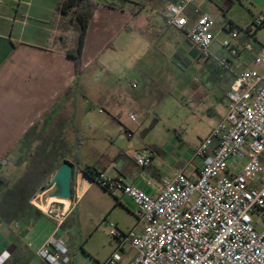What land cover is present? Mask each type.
<instances>
[{
    "label": "crops",
    "instance_id": "1",
    "mask_svg": "<svg viewBox=\"0 0 264 264\" xmlns=\"http://www.w3.org/2000/svg\"><path fill=\"white\" fill-rule=\"evenodd\" d=\"M8 1L0 5V177L14 162L16 172L25 168L27 152L21 142L28 133L37 136L40 126L63 114L66 108L73 109L74 125L76 110L92 102L84 85L90 67L95 66L96 76L105 75L111 82V85L95 82L93 100L99 101L103 111L107 109L113 117L121 114L124 105L135 112L144 111L153 98L149 90L141 88L142 83L157 89L170 84L178 102L209 116L219 114L222 122L228 112L232 82L251 69L253 59L264 48L258 42L257 33L251 35L255 21L253 10L264 9V0H196L195 7L215 21L210 52L214 57L228 60L227 70L219 68L213 60L203 59L187 39L185 30L167 25L168 5L181 0H150L151 13H147V4L142 0H106L98 4L89 22L82 53V75L77 77L75 62L67 54L73 37L70 17L59 9L60 0H21L17 6L16 1ZM186 16L188 29L197 20L194 7L186 10ZM229 28L238 30V38L233 41L238 49L236 57L222 46L223 42L231 40ZM159 44L168 52L164 56L167 64L162 65L168 71H152L160 66L158 55L142 63ZM124 61L126 67L116 71ZM168 76L169 80L162 78ZM128 77L132 79L131 88L137 92H131L128 85L122 83ZM189 99L193 100V106L186 103ZM158 100L153 99L154 105ZM177 134L175 139L153 148L155 156L147 169L139 168L132 159V154L138 150L117 144L107 134L105 137L110 139L112 150L94 149L88 160L81 157L82 150L76 157L72 151L74 160L65 158L63 162L68 161L75 170L91 167L94 180L97 171L102 170L109 177L157 195L162 180L171 178L178 170L182 169L193 179H197L201 171V162L193 155L204 139L191 145ZM127 138L130 139L129 133ZM87 180L88 183H82L84 191L79 198L96 185L89 177ZM57 193V186L49 187L44 192L43 203L55 200ZM114 195L116 204L121 203V197L133 203L127 196ZM31 210L18 222H4L0 218V250L8 255L7 264H44L37 253L56 232V226L38 210ZM73 214L74 210L57 232L69 251L72 236L65 226ZM75 226H80L79 219ZM131 258L126 254L123 264H128Z\"/></svg>",
    "mask_w": 264,
    "mask_h": 264
},
{
    "label": "built area",
    "instance_id": "2",
    "mask_svg": "<svg viewBox=\"0 0 264 264\" xmlns=\"http://www.w3.org/2000/svg\"><path fill=\"white\" fill-rule=\"evenodd\" d=\"M3 2L0 0V5ZM195 4L196 0H181L168 5L167 25L185 30L203 59L229 69L228 60L210 52L214 19ZM189 7H194L197 20L187 29ZM253 25L264 29V15ZM229 30L231 40L222 46L236 57L238 49L233 41L238 38V30ZM253 65L255 69L236 76L228 94L225 119L194 151L193 157L201 162L197 179L180 169L162 180L159 193L152 195L97 171L92 183L109 194L129 197L138 222L128 233L111 230L116 246L103 264H123L127 245L135 251L128 264H264V48L253 59ZM186 103L194 104L192 99ZM130 119L135 121L134 116ZM154 156L155 150L145 147L135 151L132 159L139 168L147 169ZM82 174L74 170L69 206L56 199L43 203L44 192L32 200L33 206L56 226V232L37 253L44 264H71L70 251L57 232L80 196ZM8 262L6 252L0 250V264Z\"/></svg>",
    "mask_w": 264,
    "mask_h": 264
},
{
    "label": "rangeland",
    "instance_id": "3",
    "mask_svg": "<svg viewBox=\"0 0 264 264\" xmlns=\"http://www.w3.org/2000/svg\"><path fill=\"white\" fill-rule=\"evenodd\" d=\"M4 1L5 3L9 2L8 0ZM14 1H16L17 6L21 0ZM92 1L99 4L106 0ZM142 1H144V5L147 4V13H151L148 5L150 0ZM253 14L255 20L259 19L264 15V9L257 8L253 10ZM252 30L251 35L256 32L259 44L264 47V29L256 28L253 25ZM167 54L168 52L164 51L162 44H159L145 59H142L144 61L142 63H148L158 55L161 59L160 66L152 71H168L162 66L167 64L164 57ZM125 64V61L122 62L121 67H118L116 71L125 68ZM255 68V66H251V69ZM96 72L95 66L90 67L86 72L84 85L88 87V97L91 98L92 102H88L86 107H82L83 110H76L73 119L74 125L72 122L73 109L66 108L63 114L54 117L52 121L38 128L37 131L41 135L40 139L33 144V159L25 165L23 171L16 172L17 166L14 162L8 167L6 174L0 177V181L8 179L13 182L12 185L10 184L8 191L0 188L1 217H4L5 208L15 204L16 201H21L23 207H25L26 212L21 214V220L24 219L23 216H28L31 213V209H36L32 204V200L37 194L45 192L49 188L46 185L55 174L48 176L46 174L50 167L51 158L44 155V150L50 146L51 154L52 148H54L57 149L59 154H66V158L70 160H74L72 151L76 157L78 152L82 150L81 157L88 160L92 158L93 154L91 152L94 149H113L110 145V139L105 137L106 134L117 144L127 145L133 150H141L145 147L155 148L156 145L163 146L171 139H175L176 133H181V139L185 143L195 145L205 139L221 122L219 114L209 116L206 113H200L198 110L193 111L188 106L178 102L175 91L169 88L170 84L166 85L164 89H157L153 85L145 87L142 83V89L149 90L153 99H159L157 101L158 105H154L152 99L143 112H135V110L124 105L121 107V114L113 117L107 109L103 111L99 101L93 100V96L96 94L95 82L101 85L102 83L111 85L107 76L104 75L101 78L99 74L96 76ZM162 78L170 79L169 76ZM131 80V77H128L122 83H126L131 92H137V90L131 88ZM130 114H133L135 121L130 119ZM75 130L78 135L75 134ZM127 133L132 134L133 137L128 139ZM75 135L76 137H74ZM70 137L72 138L70 139ZM73 137L74 141L72 140ZM31 180L41 185V192H36L33 196V190L27 188V183H30ZM73 185L72 183V193ZM115 196L105 192L96 184L83 197L75 199L74 214L70 216L65 226V229L71 231L70 235L72 236L70 246L71 264H95L96 262L103 264L116 246V242L110 236L111 230L128 233L136 228L138 222L133 203L127 198L121 197V203L116 204ZM77 218L80 226L76 228ZM36 234L38 235V232ZM125 250L129 257L135 254V251L129 245L125 247Z\"/></svg>",
    "mask_w": 264,
    "mask_h": 264
},
{
    "label": "trees",
    "instance_id": "4",
    "mask_svg": "<svg viewBox=\"0 0 264 264\" xmlns=\"http://www.w3.org/2000/svg\"><path fill=\"white\" fill-rule=\"evenodd\" d=\"M97 7L98 4L94 3L92 0H60L59 9L64 15L70 17L69 22L72 29L73 37L71 40V47L69 50H67V54L68 56L73 58L75 62L77 77H80L82 75V53L86 31ZM40 136V134L35 136L33 132H30L24 137L21 142V146L27 152L26 157L28 162H31L33 159L32 146L35 142L40 139ZM52 149V154L50 153L51 146L44 150V155L49 156L51 158L50 167L46 171L47 176L55 173L59 164L62 163L66 158V154H59L57 149ZM79 170L83 172L87 177L94 180L91 167H85ZM10 184L12 185L13 183H10L7 179H2L0 181V188L5 191H8ZM27 188L33 190V196L38 190H40L41 185L37 184L34 180H31L30 183H27ZM24 209L25 207H23L21 201H16L15 204H12L8 208H5V212H3L4 217L0 216V218L3 219L5 222H15L21 220V214L26 212Z\"/></svg>",
    "mask_w": 264,
    "mask_h": 264
},
{
    "label": "water",
    "instance_id": "5",
    "mask_svg": "<svg viewBox=\"0 0 264 264\" xmlns=\"http://www.w3.org/2000/svg\"><path fill=\"white\" fill-rule=\"evenodd\" d=\"M74 174V165L68 161L63 162L61 167L54 174L51 185L58 187L56 198L63 200H72V180Z\"/></svg>",
    "mask_w": 264,
    "mask_h": 264
},
{
    "label": "bare ground",
    "instance_id": "6",
    "mask_svg": "<svg viewBox=\"0 0 264 264\" xmlns=\"http://www.w3.org/2000/svg\"><path fill=\"white\" fill-rule=\"evenodd\" d=\"M88 183V180H87V178H86V176L85 175H81L80 176V178H79V183H80V194H82L83 193V189H84V187L82 186V183ZM56 200H60V201H64L65 203H66V205L67 206H69V200H63V199H59V198H55ZM53 200V199H52ZM51 200V201H52Z\"/></svg>",
    "mask_w": 264,
    "mask_h": 264
}]
</instances>
